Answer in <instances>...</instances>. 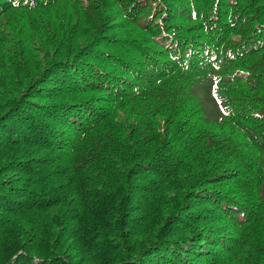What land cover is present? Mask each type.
<instances>
[{"label":"trees","instance_id":"16d2710c","mask_svg":"<svg viewBox=\"0 0 264 264\" xmlns=\"http://www.w3.org/2000/svg\"><path fill=\"white\" fill-rule=\"evenodd\" d=\"M0 264H264V0H0Z\"/></svg>","mask_w":264,"mask_h":264},{"label":"bare ground","instance_id":"6f19581e","mask_svg":"<svg viewBox=\"0 0 264 264\" xmlns=\"http://www.w3.org/2000/svg\"><path fill=\"white\" fill-rule=\"evenodd\" d=\"M20 138H22V137H20Z\"/></svg>","mask_w":264,"mask_h":264}]
</instances>
